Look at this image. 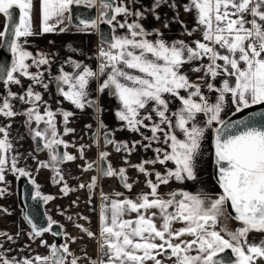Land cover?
I'll use <instances>...</instances> for the list:
<instances>
[{
    "label": "snow or ice",
    "instance_id": "obj_1",
    "mask_svg": "<svg viewBox=\"0 0 264 264\" xmlns=\"http://www.w3.org/2000/svg\"><path fill=\"white\" fill-rule=\"evenodd\" d=\"M80 3L81 0H38L37 9L36 0H0V15L5 17L0 38H4L13 55L10 67L0 65V80L8 89L0 103V114L6 117L18 114L13 109L12 99L31 104L24 113L26 123L33 131V138L42 139L43 148L49 151V161H41L40 166H50L56 173L53 178L56 182L63 181L60 164L77 159L57 150L60 145L67 147V144L58 138L56 112L47 106L41 114L39 105L47 102L33 85L23 94L12 92L10 85H21V77H27L48 89L44 71L50 72V58L45 53L34 55L25 45L29 37L55 31L64 23L65 14L71 12L72 6ZM165 5L176 12L170 20L165 19V28L177 22L188 35L199 31L202 38L192 43L169 41L160 29L147 30L140 21L146 19L149 12L159 21L161 17L156 10ZM183 7L196 19V26L190 30L178 19L176 0H153L151 7L143 11H133L116 0H103L99 17L81 21V30L88 33L104 23L112 26L114 33L116 28L125 31L113 34L107 47L100 48L96 69L69 57L65 63L71 64L74 70L67 72L61 66L59 74L51 77L57 91L77 109L96 110L97 142L100 129L107 126L100 117L103 109L98 96L93 98L90 94L93 82L97 83L98 94L107 90L119 101L116 116L125 122V127L134 132L141 128L151 132V136L141 133L146 144L135 141L131 148L127 141H115L114 134L105 132L106 143L113 144L118 152L128 153L134 151L137 144L146 150L152 148L153 142L161 145L153 149L154 159L132 165L149 177L146 181L151 189L149 193H142L135 199H119L122 193H116V198L101 193L99 247L103 256L89 258V264H148L149 261L163 264L158 257L165 254L175 258L174 264H264V238L257 241L249 236L251 232L264 234V112H253L235 120L222 115L229 103L235 107L233 116L254 105L264 106V0H188ZM37 11L39 33L33 25ZM118 16L124 17L122 22ZM130 16L136 17L131 23L127 19ZM44 65L48 68L43 71H30L33 66L40 69ZM186 65L189 71L184 70ZM189 73L197 74L196 80H192ZM211 93L216 94L215 102L211 101ZM173 99L180 101L175 110L170 107ZM57 111L63 116L64 133L73 132L67 124L74 113ZM201 116L203 119H198ZM42 121L43 130L39 128ZM9 128L10 125L0 126V184L5 185L0 187V196L8 193V172L32 179L31 173L19 166L20 154L9 138ZM209 130L213 131L214 175L221 191L215 198L205 191L180 190L161 195L158 189L170 181L183 183L198 179ZM84 148L81 145V153ZM108 156L106 151L100 153V160L104 161L101 174L119 176L131 190L133 185L127 182V170L114 169L107 161ZM168 162L175 166L167 168L165 173L154 172L153 181V172L145 165L166 166ZM99 164V160L95 162V166ZM93 166V162L87 165L88 168ZM97 182L98 178L93 177L90 184L80 187L93 190ZM32 183L36 185V197L45 201L54 199L42 195L35 179ZM70 190L65 183L63 191ZM229 203L235 212L231 218L239 221L240 227L230 230L225 224L217 230L221 219L231 215L226 212ZM132 213L136 215L133 217ZM25 219L32 229L28 235L33 239L46 232L61 234L54 231L59 222L51 217H48L47 226L36 223L28 215ZM177 223L183 226L174 227ZM80 227L89 238H97L89 228ZM0 236L13 239L6 232H0ZM41 244L50 248L49 254L16 258L0 243V264H78L80 258L70 252L67 242L48 245L41 239ZM229 249L234 259L226 260L220 254ZM69 256L72 257L70 261Z\"/></svg>",
    "mask_w": 264,
    "mask_h": 264
},
{
    "label": "crops",
    "instance_id": "obj_2",
    "mask_svg": "<svg viewBox=\"0 0 264 264\" xmlns=\"http://www.w3.org/2000/svg\"><path fill=\"white\" fill-rule=\"evenodd\" d=\"M118 3H124L129 6L133 11L150 8L153 0H117ZM188 0H176L178 6L180 21H183L187 28L190 30L196 26V19L192 12H186L183 5L187 3ZM36 7L38 9V0H36ZM160 14V20H156L154 16L149 12L146 13V19L140 22L144 27L151 31L152 29H160L164 34L166 40H183L188 43H192L195 40L201 39V33L199 31L193 33L191 36L187 34L185 29L180 23L172 22L168 28L164 27L165 19H171L176 12L169 6L165 5L156 10ZM66 19L63 24H60L55 31L37 34L28 38L26 48L31 51L34 55L38 53H45L50 58L51 68L49 71H44V76L46 82L49 83V87L45 90L41 85L34 84L33 81L27 77H21V85H10L11 91L18 94H23L29 85H33L34 90L45 95L47 100H50L53 106H57V103L53 101V85L51 77H54L63 66L64 71L72 72L74 69L71 64L65 63L69 57L75 61H81L84 65H88L93 69H96L99 64L98 59V46H99V35L98 28L95 30H89L85 33L81 30L82 25L75 24L72 21L71 13H66ZM118 20L123 21V16H118ZM128 22L131 23L135 16H130L127 18ZM5 22V17L0 15V31L3 30V25ZM115 23V22H114ZM34 29L39 33L40 31V21L38 11L34 14L33 19ZM100 25V24H99ZM61 28L66 29L65 31H60ZM124 29H115L114 34H122ZM154 38V37H150ZM4 38H0V48L2 46ZM31 63V61H28ZM48 68L47 65L41 66L37 69L33 66L30 71H43ZM185 71H189L188 66L184 68ZM190 74L192 80H196L197 74ZM199 75H203L200 73ZM103 77H101V81ZM219 84V81H217ZM97 83L93 82L90 86V94L93 98L98 96L101 108L103 111L100 113V117L103 123L107 126L105 129H112L115 133L116 141H127L128 147L131 148L133 142L142 141L143 136H151V132L148 129L141 128L139 132H134L129 128L125 127V122L118 120L116 116V111L120 107L119 101L110 96L107 90L103 94H98L96 92ZM207 91V90H205ZM8 89L5 87L4 82H0V103L3 101V97L7 95ZM181 94H184L183 92ZM211 101L215 102L216 94H209ZM13 109L18 114L13 117H6L0 114V126H9V138L12 140L15 151L20 154L19 166L25 167L31 176L35 179L36 183L40 186L39 190L42 194H46L54 197L47 204V211L50 217L63 225L65 242H67L70 252L74 253L76 257H79L78 264H89V258L96 259L98 252H95V247L98 239L90 240L88 236L81 230L80 226L89 228L93 233H96V221H97V204L98 198H95L91 203L87 202V193L85 187H80V185H86L88 183V173L84 172V165L93 161L98 155V149L92 147V140L90 139V128L96 125L93 119V114L91 109L80 110L74 108L70 104H64L67 111L73 112V117L69 118L67 124L68 128L74 129L73 132L67 134L64 133L65 126L61 125L60 117L57 118V129L58 138H62L67 144V153L77 157L76 160L68 161L62 166L61 173L63 175V181L58 185H52L51 183V172L46 167H38L41 161L48 158L47 154L37 153L35 151L33 142L27 132L25 125V112L27 110V103H23L18 99H12ZM180 106V101L178 99H173L170 107L175 110ZM235 112V107L232 104H228L225 107L224 115L226 118ZM198 119H203V117H198ZM149 123V121H145ZM91 125V127H88ZM143 133V136L141 135ZM182 134H181V137ZM81 145H84V156L81 158L79 150ZM161 146L153 142L152 148L145 149L141 144H137L135 150L131 153L122 151L121 153L113 154L111 150L109 153L117 161V165L114 169L125 168L127 175V182L132 184V193L126 194L124 187L119 183L116 176L108 179L106 185L111 189L107 192H112V194H107L111 198H116V193H122L123 195L119 199L132 198L135 199L140 193H149L150 189L145 186V173L140 172L137 168L132 167L145 160H151L155 158L154 148ZM204 151L205 155L200 162L198 179L196 181H186L183 183L177 181H170L167 185H161L158 189L161 195L167 196L170 192H174L176 189L185 188L189 192L205 191L209 195L215 198L216 194L221 191L218 184L215 181L213 175V131L209 130L206 133V140L204 141ZM175 165L172 162H168L167 165H161L159 163L155 165H145V167L153 172L151 179L155 181L154 172L158 171L165 173L167 168H173ZM16 178L11 172L6 174V181L8 182L6 187L8 193L4 196H0V232H6L13 236L12 240H7L5 237L0 236V243L3 244L4 249H10L8 253L10 256L21 258L30 257L33 258L36 255H47L50 253V248L41 245V239L46 240L48 245L54 243L53 239L45 234L37 240H33L28 233L30 232V226L23 218V212L19 206L16 188ZM67 184L70 191L67 192V196L61 192V187ZM5 185L0 184V187ZM75 204V205H74ZM79 206V207H78ZM78 207V208H77ZM2 209H7L8 212H4ZM226 212L228 213L227 209ZM88 215L86 220L85 216ZM136 214L132 213L134 217ZM71 217L72 219H69ZM230 215L227 219L222 218L221 222L217 225V230H219L223 225H227L230 230H235L240 227V222L231 218ZM19 233L17 236L16 234ZM225 238H228L225 233ZM250 239L260 240L264 238V234L258 232H251L249 234ZM75 238V239H73ZM81 244L85 245L86 250L80 252ZM90 250V251H88ZM72 259L69 256L68 260ZM151 264V261L148 262ZM171 264V263H168ZM174 264V263H173Z\"/></svg>",
    "mask_w": 264,
    "mask_h": 264
},
{
    "label": "flooded vegetation",
    "instance_id": "obj_3",
    "mask_svg": "<svg viewBox=\"0 0 264 264\" xmlns=\"http://www.w3.org/2000/svg\"><path fill=\"white\" fill-rule=\"evenodd\" d=\"M80 4H88V5H94V4H98V6L99 7H102V4L101 3H99L98 1H96V0H89L88 1V3L87 2H85V1H83V0H81V3ZM100 15V14H99ZM113 34H114V30H113ZM98 35H99V46H98V52H99V50H100V48H102V47H104V48H106L107 47V45H108V43H106V42H104V41H102L101 39H100V29H99V27H98ZM3 44H4V39H3V43H2V46H1V48H0V51H1V49H2V47H3ZM12 59H13V55H12ZM59 74V72L56 74V75H58ZM0 82H3L2 80H0ZM52 85H53V91H52V93H53V101H55L56 103H57V106L55 107V106H53L52 105V103L50 102V100H47L46 99V97H45V95H43L42 94V100L43 101H45V102H47L46 104H44V103H40V105H39V109H40V112H41V114H43L44 112H45V109H46V107L47 106H50L51 107V110L53 111V112H56V116H55V120H56V123H57V118H59L60 117V120H61V125L63 124V126H65V124H64V121H63V116H62V114L59 112V111H57L58 109H63V110H65V111H67L66 109H65V107H64V104H70V105H72L74 108H76L71 102H69V101H67L58 91H57V85H56V82L54 81V80H52ZM29 107H31V104H29V103H27V109L29 108ZM87 109H91L92 110V114H93V119H94V121L96 122V125L94 126V127H91L90 128V133H89V137H90V139L92 140V147L94 148V149H98V155H97V157L93 160V161H91V162H93L94 163V166L92 167V168H88L87 167V165H88V163H86L85 165H84V172L85 173H88V178H87V181H88V183L86 184V185H88V184H90L91 183V181H92V178L93 177H97L98 178V182H97V184H96V187H95V189H93V190H90L88 187H85V189H86V193H87V202H89V203H91L95 198H98V204H97V212H96V215H97V221H96V226H95V228H96V234H97V238L96 239H98V242H97V244H96V247H95V252H98V255H97V257H102L103 256V253L101 252V250H100V247H99V244H100V242L101 241H99V233H100V230H101V220H100V211H101V203H102V196H101V193H104V194H106V191H109V189H111V186H110V188L108 187V185H106V181L108 180V179H111L112 177H114V176H112V177H105V176H103L102 174H101V169L104 167V161L103 160H100V153L101 152H104V151H106V152H108L109 153V151L111 150V152L113 153V154H117V153H121L123 150H121V151H117L116 150V148H115V146L113 145V144H108V143H106V141H105V139H104V133L105 132H107V133H109V134H114V135H112V138L116 141V137H115V133H114V131L112 130V129H105V128H102V129H100V135H99V141L97 142V137H96V132H97V125H98V120H97V114H96V110L94 109V108H87ZM73 113V112H72ZM26 116V115H25ZM71 117H73V115L71 116ZM70 118V117H69ZM26 120H27V116L25 117V125H26V128H27V132H28V134H29V136H30V138H31V140H32V142H33V145H34V148H35V151L37 152V153H45V154H47V156H48V158L46 159V160H44L45 162L46 161H49V159H50V153H49V151L47 150V149H44L43 148V140L42 139H34L33 138V131L29 128V126H28V124L26 123ZM32 127L33 128H35L36 127V124H35V122H33V125H32ZM44 127H45V124H44V122L42 121V122H40V124H39V128L41 129V130H43L44 129ZM39 145V146H38ZM58 152L60 153V154H63L64 152H67V147H65L64 145H60L59 147H58ZM61 150H63V152H61ZM79 153H80V156L81 157H83L84 156V154L83 153H81V151L79 150ZM100 161V164H99V167H97V166H95V162L96 161ZM107 161L111 164V166L114 168V166H116L117 165V161H115V159L111 156V154L109 153V156L107 157ZM66 162H68L67 160H65V161H63L61 164H60V169L62 170V166L66 163ZM38 167H40V168H42L41 166H40V163H39V165H38ZM46 168H48V170L51 172V183H52V185H58V184H60L61 182H56L53 178H54V176L56 175V173L53 171V169L49 166V167H46ZM116 178H117V180L119 181V183L124 187V191L126 192V194H129V193H132V190H133V187L131 188V190H129L126 186H125V184L120 180V178H119V176H116ZM149 177H147V176H145V182H144V184H145V186H147V188L148 189H150V187L147 185V183H146V181H147V179H148ZM20 179H21V177H17L16 178V188H17V197H18V202H19V206H20V208H21V210H22V212H23V207L21 206V202H20ZM29 180H30V182L32 183V179H34L33 177H32V179H30V178H28ZM180 183H182V182H180ZM33 184V183H32ZM37 184V183H36ZM33 186H34V196L36 197V195H35V193H36V185H34L33 184ZM63 186L60 188L61 189V192L64 194V195H66L67 196V193H65L64 191H63ZM180 190H183V191H188L187 189H185V188H179V189H176L174 192H177V191H180ZM150 191H151V189H150ZM189 192V191H188ZM107 194H112V192H107ZM140 194H142V193H140ZM140 194H136V195H140ZM43 196H49V195H46V194H42ZM40 198H42V197H40ZM50 202V200H48V201H44L43 202V208H44V211H45V215H46V217L48 218V217H50V215H49V213H48V211H47V204ZM75 205V204H74ZM79 207V206H78ZM77 207V208H78ZM228 211V210H227ZM229 213V212H228ZM83 216H85L86 218V220L88 219V215H86V214H82ZM23 218L25 219V217H24V214H23ZM25 221H26V219H25ZM27 222V221H26ZM28 223V222H27ZM29 224V223H28ZM58 224H60V223H58ZM61 226H62V228H63V225L62 224H60ZM30 226V225H29ZM31 226H30V232H31ZM83 233H85V232H83ZM45 234H48V236H50L52 239H53V241H54V243H56V240H55V238L52 236V234L51 233H49V232H46V233H44V235ZM86 234V233H85ZM43 235V236H44ZM86 236H87V234H86ZM63 237H64V241H63V243H65V235H64V228H63ZM39 238H41V237H36L35 239H33V240H37V239H39ZM89 238V237H88ZM90 240H94V239H92V238H89ZM95 239V240H96ZM62 243V244H63ZM42 245V244H41ZM43 246V245H42ZM86 250V248H85V245L84 244H81V248H80V252H84ZM230 250V249H229ZM229 250H225V252L224 253H226V254H221L220 256L221 257H223V258H225L226 260L227 259H229V258H231V259H233L234 258V254L232 255L230 252H228ZM88 251H90V250H88ZM169 252H170V250H168ZM166 256V255H165ZM166 257H168V256H166ZM69 258V257H68Z\"/></svg>",
    "mask_w": 264,
    "mask_h": 264
},
{
    "label": "water",
    "instance_id": "obj_4",
    "mask_svg": "<svg viewBox=\"0 0 264 264\" xmlns=\"http://www.w3.org/2000/svg\"><path fill=\"white\" fill-rule=\"evenodd\" d=\"M83 1L88 3L89 0H83ZM96 1H98L101 4L103 3V0H96ZM116 3H118L117 0H116ZM101 9L102 7H99L98 4H94V5L74 4L70 12L72 21L75 24L81 25V21H90L92 19H97L99 17ZM17 16H18V10H17ZM99 29H100V39L106 43H109L113 35V27L110 25L104 24V23H100ZM11 61H12V52L8 48L7 42L4 40L3 47L0 51V65H3L5 67H10ZM253 112L255 113L264 112V106L254 105L250 109H246L243 113H237L235 116L230 114L227 118L235 120V119L241 118V116H247ZM257 119H260V117H257ZM61 152H63V150H61ZM214 173H215V165L213 162V175ZM214 178H215V175H214ZM44 201L45 200H43L42 198L34 196V186L30 182L28 177H21L20 179V202H21V206L23 207L24 217L26 215L31 216L36 223L42 226H47L48 218L46 217L45 211L43 208ZM227 210L229 214H231L232 217L235 216V212L231 208L230 203L227 206ZM60 226H61L60 224L54 226V231L60 232L61 233L60 235H53L51 233L52 236L56 240V244L58 245L62 244L64 241L63 228ZM228 252H230L233 255L231 250H229ZM223 254H226V253H223Z\"/></svg>",
    "mask_w": 264,
    "mask_h": 264
},
{
    "label": "rangeland",
    "instance_id": "obj_5",
    "mask_svg": "<svg viewBox=\"0 0 264 264\" xmlns=\"http://www.w3.org/2000/svg\"><path fill=\"white\" fill-rule=\"evenodd\" d=\"M183 225L182 224H179V223H177V224H175L174 225V227H176V228H179V227H182ZM159 259H161L162 261H163V264H168V263H171V264H173L174 263V261H175V258L173 257V258H168V257H166L165 255H161L160 257H158ZM151 264H152V262H151Z\"/></svg>",
    "mask_w": 264,
    "mask_h": 264
}]
</instances>
